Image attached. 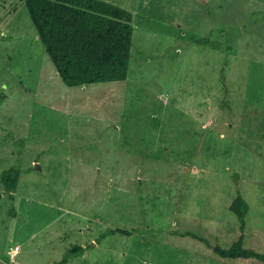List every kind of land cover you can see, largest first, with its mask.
Returning a JSON list of instances; mask_svg holds the SVG:
<instances>
[{
    "label": "rangeland",
    "instance_id": "rangeland-1",
    "mask_svg": "<svg viewBox=\"0 0 264 264\" xmlns=\"http://www.w3.org/2000/svg\"><path fill=\"white\" fill-rule=\"evenodd\" d=\"M103 1L133 14L128 79L69 87L0 0V264H264L213 250L240 191L264 253V0Z\"/></svg>",
    "mask_w": 264,
    "mask_h": 264
},
{
    "label": "trees",
    "instance_id": "trees-1",
    "mask_svg": "<svg viewBox=\"0 0 264 264\" xmlns=\"http://www.w3.org/2000/svg\"><path fill=\"white\" fill-rule=\"evenodd\" d=\"M31 20L47 55L62 81L69 87L128 79L134 37L133 14L103 0H25ZM0 38L9 39L2 35ZM21 180V170L12 166L1 172L6 193H13ZM250 204L240 191L230 205L239 221L241 235L230 248L220 245L214 252L224 259H256L264 263V253L246 248V217ZM131 236L117 228L102 234ZM85 248L71 246L53 264H68Z\"/></svg>",
    "mask_w": 264,
    "mask_h": 264
}]
</instances>
